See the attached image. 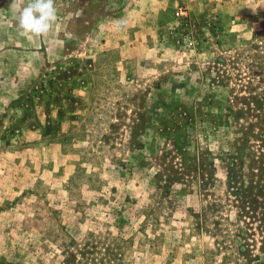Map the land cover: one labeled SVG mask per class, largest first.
Masks as SVG:
<instances>
[{
  "label": "rangeland",
  "instance_id": "obj_1",
  "mask_svg": "<svg viewBox=\"0 0 264 264\" xmlns=\"http://www.w3.org/2000/svg\"><path fill=\"white\" fill-rule=\"evenodd\" d=\"M26 2L0 0V264L264 261L220 159L264 134V0H55L40 38Z\"/></svg>",
  "mask_w": 264,
  "mask_h": 264
},
{
  "label": "trees",
  "instance_id": "obj_2",
  "mask_svg": "<svg viewBox=\"0 0 264 264\" xmlns=\"http://www.w3.org/2000/svg\"><path fill=\"white\" fill-rule=\"evenodd\" d=\"M252 98H254V96ZM252 104L254 105V110L264 112V102L256 98ZM229 111L231 112V110ZM233 116H236V112L230 115V117ZM257 117L261 118V115L258 114ZM185 118L186 119L182 121L184 127L180 131L179 139H177L181 143L178 148L183 151V153H186L183 147L189 146L191 143L188 137L191 133L196 131L187 115ZM206 123V128H208L209 122L206 121ZM218 123L224 126H231L229 119L221 120V118H219ZM179 125L180 124H176V128L179 127L181 129ZM252 126V123H249L247 126H242L241 128L239 126L233 139L234 150L232 152H226L220 159L226 170L228 188L231 189V194L236 198V201L239 202L238 207L240 211L243 216H248L257 221L259 228H261L264 233V159L262 158L264 154H255L250 148L251 140L255 137H263L264 134L256 133L252 129ZM261 148L264 149V147ZM199 154L200 158L197 168L200 174L204 176L208 164L206 152L205 150H199ZM209 164L211 165L212 162ZM254 260L258 261L256 264H264V261L259 260L258 256Z\"/></svg>",
  "mask_w": 264,
  "mask_h": 264
},
{
  "label": "clouds",
  "instance_id": "obj_3",
  "mask_svg": "<svg viewBox=\"0 0 264 264\" xmlns=\"http://www.w3.org/2000/svg\"><path fill=\"white\" fill-rule=\"evenodd\" d=\"M15 17L20 32L31 38L47 36L52 32L58 20V9L55 0H27L23 7L16 9ZM127 27L124 19L117 20V30Z\"/></svg>",
  "mask_w": 264,
  "mask_h": 264
}]
</instances>
